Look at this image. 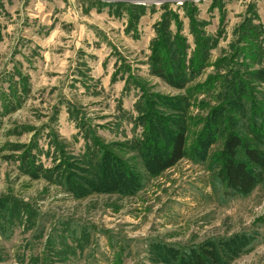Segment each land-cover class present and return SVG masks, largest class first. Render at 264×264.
I'll return each instance as SVG.
<instances>
[{"label": "rangeland", "instance_id": "rangeland-1", "mask_svg": "<svg viewBox=\"0 0 264 264\" xmlns=\"http://www.w3.org/2000/svg\"><path fill=\"white\" fill-rule=\"evenodd\" d=\"M230 134L264 152V0H0V264H264Z\"/></svg>", "mask_w": 264, "mask_h": 264}, {"label": "trees", "instance_id": "trees-1", "mask_svg": "<svg viewBox=\"0 0 264 264\" xmlns=\"http://www.w3.org/2000/svg\"><path fill=\"white\" fill-rule=\"evenodd\" d=\"M180 126V125H179ZM185 133L178 129L171 133L169 150L159 160L162 167H171L185 157ZM240 148V150H239ZM222 167L220 177L225 183L227 192L232 196H246L260 183L264 168L263 150L245 145L242 139L230 134L223 146ZM185 264H215V256L211 251Z\"/></svg>", "mask_w": 264, "mask_h": 264}, {"label": "built area", "instance_id": "built-area-1", "mask_svg": "<svg viewBox=\"0 0 264 264\" xmlns=\"http://www.w3.org/2000/svg\"><path fill=\"white\" fill-rule=\"evenodd\" d=\"M177 4H182L183 0H175Z\"/></svg>", "mask_w": 264, "mask_h": 264}]
</instances>
